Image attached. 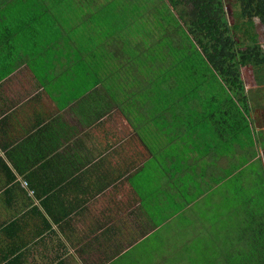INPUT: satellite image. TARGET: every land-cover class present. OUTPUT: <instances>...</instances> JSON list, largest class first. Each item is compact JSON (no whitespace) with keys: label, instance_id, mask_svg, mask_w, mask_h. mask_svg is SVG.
<instances>
[{"label":"crops","instance_id":"1","mask_svg":"<svg viewBox=\"0 0 264 264\" xmlns=\"http://www.w3.org/2000/svg\"><path fill=\"white\" fill-rule=\"evenodd\" d=\"M21 11L9 7L0 16V21L8 20L6 32L21 26L22 17L18 21L17 16ZM72 14V6L53 7L49 14L53 19H46L44 30L53 24L51 30L57 27L64 33L58 42L69 41L80 23ZM3 31L0 264H149L148 255L163 253L154 239L160 242L169 231V221L193 203L186 201L187 192L195 190L199 199L223 184L216 180L226 175L224 139L225 153L213 149V130L187 132L184 103L168 99L155 107L150 93L145 99L137 98L136 117H129L111 102L109 90L95 80L128 74L130 85L139 74L120 43L113 44L109 62L101 59L95 65L88 63V52L85 66H80L66 62V49L56 50L59 58L51 59L40 74L26 64H11L8 54L14 39ZM13 46V52L22 55ZM71 68H76L73 76L89 89L86 94L68 81ZM58 80L64 83L59 89L54 88ZM110 82L107 88L118 85L115 79ZM123 93H131V99L139 95L130 87ZM150 113L164 122L159 130L149 126L154 119ZM154 134H158L154 141L161 142L158 145L148 141L147 136ZM179 137H187L185 145L175 146ZM167 138L169 142L164 143ZM231 149L243 151L239 146ZM190 173L193 178L188 179ZM229 175L225 182L234 177ZM152 208H157L155 213Z\"/></svg>","mask_w":264,"mask_h":264},{"label":"trees","instance_id":"2","mask_svg":"<svg viewBox=\"0 0 264 264\" xmlns=\"http://www.w3.org/2000/svg\"><path fill=\"white\" fill-rule=\"evenodd\" d=\"M230 1H232V12L229 19L227 0H0V9L2 7L0 16H3L9 10V7L22 10L17 12L18 21L19 15L22 17L21 26L13 27L12 32L8 31V33L5 31L6 23H3L0 25V30H4L7 37L14 39L11 44V51L8 54L11 64L20 66L26 64L28 67L31 66L32 70L38 69L41 74L44 71L46 72L51 59L59 58L56 52L59 49L67 50L65 60L68 64L79 62L80 66L82 64L85 66L83 61L86 59V52L89 53L91 58L88 61L89 64L95 65L96 61L100 63L101 59L104 62L105 59L106 62H109L108 59L111 56L113 44L118 45L119 42H122L123 37L122 35H116L113 31L114 25L121 28L126 27L138 17L139 7L144 8L143 12L147 8L153 7L154 17L152 18L149 15L148 23L153 22L155 29L164 28L162 30L164 34L160 36L162 33H158L156 38L163 39L167 36L165 26H175L177 34L175 33L174 37L168 36L174 40L180 38L184 40L185 37L189 44L196 47L189 53H192L194 57V64L191 69L196 71L197 81L189 84L182 95L177 84L170 103H176V100L184 101L185 116L183 118L185 120L186 116L192 119L193 116L198 115L207 126H212L208 123H213V132H216L218 137L225 138L228 132L223 127L226 125H230L235 131H239L240 121H247L250 127L254 124L253 109L249 96L252 91L247 90L243 69L250 68L252 70L254 88L264 89V44L260 43L257 32L258 23L264 28V0ZM184 2H188L190 9L200 15L201 27L194 36L186 30L185 26L179 23L176 17L174 20L177 24L170 25L171 18L169 15L174 17L171 6ZM69 6H72V16L75 17L76 23H80L75 26L73 33L71 32L72 35L69 41L58 42L63 37V31L57 27L51 30L53 24L49 30H44L43 24L51 19L49 14L53 12V7L61 10ZM92 7L100 10L102 16L107 17L110 26L104 21L101 24L105 32H112L111 39L99 42L86 36L88 27L85 24L90 20L86 16H91V12L88 10ZM180 28L184 32L183 36ZM144 34L146 37L145 32ZM13 43L22 51V55L19 51V57L13 52ZM121 45L124 47L121 48V51L130 54L132 63L137 64L135 68L137 67L139 74L143 72L147 64H151L150 61L144 60L143 52L146 48L143 43L138 41L134 33L127 44ZM67 53L73 54V56L67 57ZM98 56L101 58H98ZM75 72L76 68L69 69L66 77L68 81L71 79L70 84L72 86H81L83 88L82 93L86 94L89 89L78 82L77 76H73ZM153 75L154 83L148 87L152 89L151 96L154 98L152 102L156 104L155 107H158L161 103L168 102L165 97V87L170 81H156L161 76L159 72L157 74L153 73ZM127 78L128 74L123 76L118 74L114 78L118 81L115 90L119 89L123 92L125 88H129ZM114 79L101 77L95 82L98 81V86L107 89L106 86H109L110 81H114ZM176 80L185 83L184 78ZM90 82L87 84L89 87H91ZM156 92L157 94L154 95ZM201 93L202 96H200ZM107 95L111 102L119 104L121 109L123 100L119 99L120 97L116 98L114 94ZM193 97L197 98L199 102L205 103L206 105L201 106L206 107L200 111L191 107L190 99ZM260 101L261 99L258 98V105L262 106ZM215 103L219 105L215 106ZM209 108L211 109L208 110ZM236 135L237 133L233 135V142L230 143L229 141L227 147L239 146L241 150H246L242 142L236 139ZM226 176H219L216 182L225 183ZM241 221L244 224L247 222V232H252L251 236L245 240L249 245V251L238 249L234 253L235 256L228 258V264H264V212L259 214L256 208L248 221L246 217H243ZM244 224L240 226L241 232L244 230ZM236 255L242 260L237 259Z\"/></svg>","mask_w":264,"mask_h":264},{"label":"rangeland","instance_id":"3","mask_svg":"<svg viewBox=\"0 0 264 264\" xmlns=\"http://www.w3.org/2000/svg\"><path fill=\"white\" fill-rule=\"evenodd\" d=\"M231 4L232 1L227 0L229 19L232 12ZM189 6L188 2L171 6L174 17L169 15L171 18L170 25L177 24L174 20L176 17L179 23L185 26L186 30L194 36L201 27L200 15L194 13ZM143 10L144 8L139 7L138 17L135 18L134 22L132 20L126 27L121 28L118 25H114L113 28L116 35L123 36L122 42H119L120 45L127 44L134 33L138 41L143 43L146 48L143 52L144 60L151 62V64L145 66L141 74L135 76L130 84V89H136L139 92L138 96L131 99V93L124 94L119 89L115 90V86L107 88L109 90L108 94H114L123 100L121 110L124 113H129V117H136L133 105L137 101V98L139 100L145 99L151 93L150 90L152 89L148 86L154 83L153 73L157 74L159 72V75H161L156 81H170L165 87V97L171 100L173 99L172 94L175 92L177 84L178 90L182 95L189 84L197 81L196 71L191 69L194 64V57L192 53H189L196 47L189 44L185 37V41L179 36L180 39L177 40L170 38L174 37L175 33L177 34L175 26H165L167 36L163 39L156 38L158 33H162L160 36L164 34L162 32L164 28L161 29L159 27L155 29L153 22L148 23L149 15L152 18L154 17L152 12L153 7L147 8L145 12ZM88 11L91 12V19L85 24L88 27L86 36L99 42L111 39L112 32H105L101 24L104 21L110 26L107 17L102 16V12L94 7ZM11 13L8 15L9 17L12 16ZM7 22L8 20L4 19V21L0 22V25ZM14 25L15 21L12 17L11 26L13 27ZM180 30L183 36L184 32L181 28ZM257 32L260 43L264 44V28L259 23L257 24ZM160 66L161 68H159ZM243 73L246 83L250 87L249 91H252L249 96L253 109V126L250 127L247 121H240V130L235 131L233 127L226 125L223 127L228 132L225 138L218 137L217 135L214 137L213 132V142L216 148L222 150V147L227 146L229 141L230 143L233 142V135L237 133L236 139H239L246 149V151L239 152L228 147L225 150L226 153L222 150L225 153L224 156H227V165L224 168L225 174L234 173V177L213 188L210 192L211 194H207L199 199H196L197 192L195 190L187 192L186 201H193V203L169 221V231L163 235L160 242L154 239V243H157V247L163 253L148 255L150 257L149 264H228V258L235 256L234 253L238 249L249 251V245L245 240L251 236L252 232H247V222L244 224L241 220L243 217H246L248 221L252 216L253 210L256 208L259 214L264 212V90L258 87L251 88L254 87V78L252 77V70L250 68L243 69ZM182 78H184L185 83L176 80ZM62 85L64 83L58 80L54 88L59 89ZM156 94L157 92L154 93V95ZM202 95L201 93L200 96ZM258 98L261 99L262 106L258 105ZM183 102L176 100V104ZM190 105H193L198 111L206 107L201 106L206 104L199 102L195 97L190 99ZM218 105L215 103V106ZM150 115L154 119L149 123V126H153L159 130L160 127L158 126H162L164 122L162 119H157L154 114L150 113ZM186 121L187 132L195 128L202 132V134H208L210 130H213V123H208L212 126H207L198 115L196 117L193 116L192 119L186 116ZM143 129L144 131L147 130V124H144ZM151 130L149 127V135H151ZM156 135L158 134H154L153 137L146 135L149 143L152 142L153 145L161 143L154 141ZM223 139L225 145L221 142ZM187 141V137H179L175 146L185 145ZM167 142H169L168 138L164 143ZM247 148L250 149L247 150ZM243 154L245 156H242ZM192 175L190 173L187 178H193ZM212 175L213 173L209 178ZM173 208L177 209L178 207ZM156 210L157 208L151 209L152 213H155ZM243 224L244 230L241 232L240 226ZM137 251L143 252L141 249H137ZM236 258L242 260L237 255Z\"/></svg>","mask_w":264,"mask_h":264}]
</instances>
